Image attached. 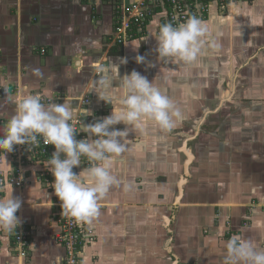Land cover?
Wrapping results in <instances>:
<instances>
[{"label": "crops", "instance_id": "crops-1", "mask_svg": "<svg viewBox=\"0 0 264 264\" xmlns=\"http://www.w3.org/2000/svg\"><path fill=\"white\" fill-rule=\"evenodd\" d=\"M139 1L0 0V132L15 113L13 98L28 88L46 104L67 101L75 110L70 122L79 121V132L94 139L83 127L109 116L120 77L139 72L183 115L170 132L147 118L139 129L111 126L128 130L127 147L113 160L117 183L98 201L97 215L80 221L93 236L80 262L224 264L226 242L234 235L264 247V234L250 227L251 217L264 215V0L243 2L228 13L213 7L201 20L205 43L190 63L157 59L151 30L154 19L165 24L162 6L145 35L124 47L113 44L123 8ZM137 55L143 63H136ZM4 155L11 168L0 158V175L8 176L14 164L10 152ZM47 160L26 169L23 189L12 187L21 201V223L12 232L0 229V264L65 259L56 241L58 198L51 185L39 182L51 173ZM88 166L81 162L75 173ZM181 180L183 196L174 199ZM21 226L30 240L25 258L13 237Z\"/></svg>", "mask_w": 264, "mask_h": 264}, {"label": "clouds", "instance_id": "clouds-1", "mask_svg": "<svg viewBox=\"0 0 264 264\" xmlns=\"http://www.w3.org/2000/svg\"><path fill=\"white\" fill-rule=\"evenodd\" d=\"M152 25L151 35L157 42L155 51L159 60L190 63L205 43L206 29L195 16L176 26L160 24L156 19ZM132 44L138 47L140 42ZM135 60L138 64L143 63L144 57L137 55ZM121 63H127V60L123 59ZM99 98L108 103L107 97ZM13 103L15 113L0 132V158L8 164L4 153L12 152L14 145L31 144L35 147L40 140L45 145H53L55 151L46 161V167L54 177L51 187L60 201L61 214L78 222H90L98 213V201L117 183L111 168L113 160L126 150L124 138L128 130L110 131L111 126L123 123L139 129L140 122L147 118L163 131L170 132L183 115L175 100L135 70L120 77L119 97L111 107V114L83 127V132L94 139L75 138L78 131L70 123L75 110L67 101L46 104L40 95L25 88L18 98H13ZM81 157H85L90 166L76 174L73 169L81 165ZM0 192L4 193L0 195V229L12 232L21 223L16 215L21 201L13 197L11 183L0 187ZM250 220L251 229L264 234V215L253 216ZM225 248L224 264H264V247L253 240L234 235L226 242Z\"/></svg>", "mask_w": 264, "mask_h": 264}, {"label": "built area", "instance_id": "built-area-1", "mask_svg": "<svg viewBox=\"0 0 264 264\" xmlns=\"http://www.w3.org/2000/svg\"><path fill=\"white\" fill-rule=\"evenodd\" d=\"M252 1L254 0H140L138 3L123 8L112 41L114 45L124 47L137 37L145 35L153 14L161 6L165 7L167 11L164 23H172L176 26L186 22L192 16L205 20L213 7H216L221 13H228L241 3ZM70 123L78 131L75 134L77 140L87 139L79 132V121ZM52 154V145H45L42 140L35 147L31 144L14 145L13 151L10 152L14 169L8 176L0 175V187L11 183L12 187L23 189L28 184L26 169L40 164L42 160L49 159ZM84 161L87 159L81 157V162ZM75 168L73 169L74 173ZM39 182L51 185L54 182V177L51 173H43L39 176ZM3 194L0 192V195ZM55 206L58 210L61 228L56 236V241L66 252L65 259L60 264H81V250L86 244L93 242V236L86 231L80 221L78 222L69 215L61 214L62 209L58 199ZM13 237L19 256L27 257L30 240L24 228L19 227Z\"/></svg>", "mask_w": 264, "mask_h": 264}, {"label": "rangeland", "instance_id": "rangeland-1", "mask_svg": "<svg viewBox=\"0 0 264 264\" xmlns=\"http://www.w3.org/2000/svg\"><path fill=\"white\" fill-rule=\"evenodd\" d=\"M230 106V105H229ZM182 141H181V144H183V142L185 141V139L184 138H182L181 139ZM189 149H191L193 152H197V150H199V148L197 149V147L193 144V143H189ZM182 164H183V161H182ZM196 164H194L193 166H195ZM183 166L184 165H182V169H181V176L183 175V172H184V169H183ZM192 172V171H191ZM183 177V176H182ZM186 186H188V185H186ZM184 187H185V184H184ZM183 187V188H184ZM185 190H187V187L185 188ZM179 197V190H177V192H176V195H175V198L174 199H177ZM228 227V226H227ZM230 227V226H229ZM228 227V228H229ZM92 243V242H91ZM87 245V244H86Z\"/></svg>", "mask_w": 264, "mask_h": 264}, {"label": "water", "instance_id": "water-1", "mask_svg": "<svg viewBox=\"0 0 264 264\" xmlns=\"http://www.w3.org/2000/svg\"><path fill=\"white\" fill-rule=\"evenodd\" d=\"M187 174H188V169L186 168L184 176L186 177ZM184 184H185L184 180H181L180 186H179V197L183 196V186H184Z\"/></svg>", "mask_w": 264, "mask_h": 264}]
</instances>
